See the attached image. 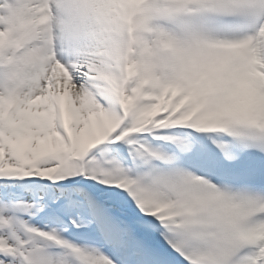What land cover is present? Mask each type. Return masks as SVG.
I'll return each mask as SVG.
<instances>
[{
    "label": "snow or ice",
    "instance_id": "6c2138e0",
    "mask_svg": "<svg viewBox=\"0 0 264 264\" xmlns=\"http://www.w3.org/2000/svg\"><path fill=\"white\" fill-rule=\"evenodd\" d=\"M0 264H264V0H0Z\"/></svg>",
    "mask_w": 264,
    "mask_h": 264
}]
</instances>
